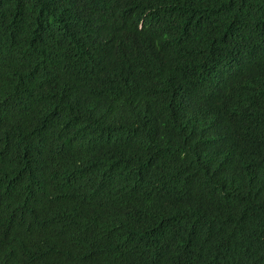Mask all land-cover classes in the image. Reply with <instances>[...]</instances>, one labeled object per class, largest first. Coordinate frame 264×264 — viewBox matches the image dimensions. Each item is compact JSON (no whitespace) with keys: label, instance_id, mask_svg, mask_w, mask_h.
<instances>
[{"label":"trees","instance_id":"16d2710c","mask_svg":"<svg viewBox=\"0 0 264 264\" xmlns=\"http://www.w3.org/2000/svg\"><path fill=\"white\" fill-rule=\"evenodd\" d=\"M0 264H264V0H0Z\"/></svg>","mask_w":264,"mask_h":264},{"label":"clouds","instance_id":"9594fccd","mask_svg":"<svg viewBox=\"0 0 264 264\" xmlns=\"http://www.w3.org/2000/svg\"><path fill=\"white\" fill-rule=\"evenodd\" d=\"M124 9H126L127 11L131 10L129 6H127ZM159 23L160 24L164 23V28H165L168 22H167V19L165 18ZM142 24H143V20L140 21V28L142 27ZM109 26L111 27V29ZM107 29H108V32L105 33L107 36L106 37L107 41L111 42L113 46L119 45V42H121L122 26L115 25L114 27V25H111L108 23ZM33 35L35 34L31 33L28 35L29 37L28 36L27 37L30 38ZM187 41H188L187 34H186V31H184L183 29L177 28V27L166 28L164 30V39H159V42L156 46V50L159 51L157 55L162 57L174 47L186 48V46L188 45Z\"/></svg>","mask_w":264,"mask_h":264}]
</instances>
